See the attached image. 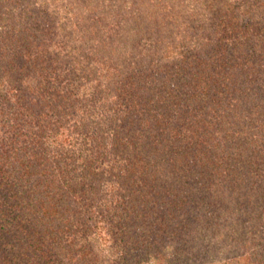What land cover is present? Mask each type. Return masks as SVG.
I'll return each mask as SVG.
<instances>
[{"label":"trees","instance_id":"16d2710c","mask_svg":"<svg viewBox=\"0 0 264 264\" xmlns=\"http://www.w3.org/2000/svg\"><path fill=\"white\" fill-rule=\"evenodd\" d=\"M151 1L0 0V264H264V0Z\"/></svg>","mask_w":264,"mask_h":264},{"label":"rangeland","instance_id":"374dc122","mask_svg":"<svg viewBox=\"0 0 264 264\" xmlns=\"http://www.w3.org/2000/svg\"><path fill=\"white\" fill-rule=\"evenodd\" d=\"M35 1V0H33ZM93 4L100 6L102 3H106L107 5L108 0H91ZM226 3L231 4V7L234 6L235 10L238 9L239 4L243 0H224ZM90 2V0H87V4ZM169 0H152L151 3L160 9H163L164 7H168ZM181 0H174L173 4L175 7L179 6V3ZM91 3V2H90ZM45 5L46 8H50L49 10L51 12L55 11L56 18H59L57 22L59 21H65L72 23L73 25L76 22V19L78 17L76 11V6H82L84 5L83 0H36L35 7L38 8L39 5ZM210 2L209 0H182V7H186L189 12L193 11H210ZM66 13V15H65ZM67 17V18H64ZM243 19V18H241ZM243 21V20H241ZM198 23V22H197ZM68 24V23H67ZM68 26V27H67ZM67 31L73 32L69 25H67ZM83 31V30H82ZM74 39V35L72 36ZM93 55L95 53V50H93V47L90 46V43L87 44L86 48L84 50H81L83 55ZM94 64L93 61H89V67ZM88 67V68H89ZM66 85V84H65ZM50 87L55 88V82L51 83ZM47 148L51 153V150H53V146L49 145V142L47 143ZM92 245L93 247L100 252L101 257L109 262L114 263L117 256L120 254L119 250L113 246L112 241L110 237L107 235L106 229L104 227H101L92 237ZM223 249V248H222ZM220 249L217 251L213 256L201 260V258L198 260L197 264H224L227 259H231L234 254L233 251L230 253H225L226 251L223 249Z\"/></svg>","mask_w":264,"mask_h":264}]
</instances>
